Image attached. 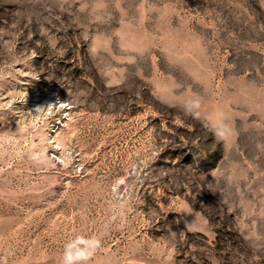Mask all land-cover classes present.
I'll return each mask as SVG.
<instances>
[{
	"label": "rangeland",
	"instance_id": "374dc122",
	"mask_svg": "<svg viewBox=\"0 0 264 264\" xmlns=\"http://www.w3.org/2000/svg\"><path fill=\"white\" fill-rule=\"evenodd\" d=\"M77 238L264 264V0H0V264Z\"/></svg>",
	"mask_w": 264,
	"mask_h": 264
},
{
	"label": "clouds",
	"instance_id": "9594fccd",
	"mask_svg": "<svg viewBox=\"0 0 264 264\" xmlns=\"http://www.w3.org/2000/svg\"><path fill=\"white\" fill-rule=\"evenodd\" d=\"M77 245H84L83 250H77L73 254L72 249ZM99 247V241L85 240L83 238H77L76 241L68 244L65 250L64 264H73L74 261L87 260L92 254V250Z\"/></svg>",
	"mask_w": 264,
	"mask_h": 264
}]
</instances>
